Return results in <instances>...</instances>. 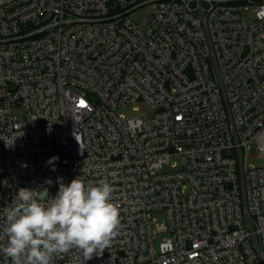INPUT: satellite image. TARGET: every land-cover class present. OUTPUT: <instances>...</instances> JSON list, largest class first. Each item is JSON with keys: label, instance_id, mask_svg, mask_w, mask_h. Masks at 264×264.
<instances>
[{"label": "built area", "instance_id": "1", "mask_svg": "<svg viewBox=\"0 0 264 264\" xmlns=\"http://www.w3.org/2000/svg\"><path fill=\"white\" fill-rule=\"evenodd\" d=\"M4 135L0 228L21 187L114 188L110 247L52 264H264V0H0Z\"/></svg>", "mask_w": 264, "mask_h": 264}, {"label": "clouds", "instance_id": "2", "mask_svg": "<svg viewBox=\"0 0 264 264\" xmlns=\"http://www.w3.org/2000/svg\"><path fill=\"white\" fill-rule=\"evenodd\" d=\"M10 138L4 135L0 140L11 147L15 141L9 143ZM58 160L54 156L47 161L53 171ZM46 183L51 185L52 180ZM57 183L54 198L46 188L41 193L21 187L5 208L0 240L6 243L0 244V253L11 264H52L55 256L72 249L87 261L102 255L117 235L119 208L113 203L114 188L109 182L93 184L78 176L68 184L58 177Z\"/></svg>", "mask_w": 264, "mask_h": 264}, {"label": "rangeland", "instance_id": "3", "mask_svg": "<svg viewBox=\"0 0 264 264\" xmlns=\"http://www.w3.org/2000/svg\"><path fill=\"white\" fill-rule=\"evenodd\" d=\"M152 5L153 4L142 6L131 14V17L135 21V23L139 25L140 28L144 31L148 29V18L153 14ZM247 17L249 21L253 20L252 12H249ZM12 111H13V114L17 115L20 119L24 117V113H25L24 108L14 107ZM117 114L124 115L126 117L141 116L144 119V121L148 124H150L152 121L151 117L149 116L151 115V112L144 105H143V109L141 112H136L132 109V107H128V108H122L118 110ZM263 163H264V160L258 157L255 149L252 150V152L250 153L249 164L254 165V166H262ZM170 169H171L170 167H165L164 171H169ZM153 217L156 221L162 222V220L165 217V213L161 211H156L153 213ZM162 237L163 235H160L158 240H161Z\"/></svg>", "mask_w": 264, "mask_h": 264}]
</instances>
